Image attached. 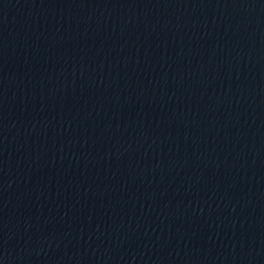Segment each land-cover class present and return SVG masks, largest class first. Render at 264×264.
Masks as SVG:
<instances>
[{"label":"water","instance_id":"95a60500","mask_svg":"<svg viewBox=\"0 0 264 264\" xmlns=\"http://www.w3.org/2000/svg\"><path fill=\"white\" fill-rule=\"evenodd\" d=\"M0 264H264V0H0Z\"/></svg>","mask_w":264,"mask_h":264}]
</instances>
